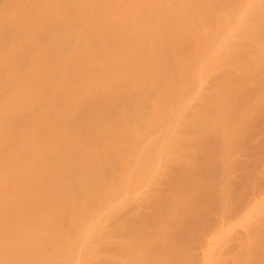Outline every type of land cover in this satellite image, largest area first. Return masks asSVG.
<instances>
[{"label":"bare ground","instance_id":"1","mask_svg":"<svg viewBox=\"0 0 264 264\" xmlns=\"http://www.w3.org/2000/svg\"><path fill=\"white\" fill-rule=\"evenodd\" d=\"M247 1L0 0V264H51L49 258L57 254L52 247L70 244L79 228L70 221L85 213L77 203L65 201L79 186L76 178L92 165L101 169L94 170L100 172L95 180H105L123 164L114 162V155L128 143L151 136L156 139L151 137V154L161 163L150 165L149 173L165 168L164 175L144 183L152 199L130 215L113 213L112 219L103 216L102 223L90 222L88 227L101 225L104 231L105 221L111 226L120 217L115 227L128 234L135 244L132 250L142 257L139 263L120 264H192L190 245L197 232L220 219L222 210L228 215L231 205L243 201V189L261 161L242 164L244 174L226 181L214 170L228 165L226 154L238 143L250 157L264 158V109L258 117L253 113L262 102L255 95L264 92V5L263 0ZM232 6L237 14L233 12L231 21ZM241 31H249L244 33L253 41L242 44ZM190 46L195 47L189 54ZM196 63L200 72L187 76L188 67ZM180 81L185 94L178 96L174 90ZM190 91H196V98L184 106ZM160 92L166 94L159 98L164 107L146 114ZM202 92L210 94L204 97ZM244 109L248 116L231 118L233 111L240 115ZM251 117L261 132L258 146L250 139L256 128L249 132ZM158 121L162 129L154 127ZM141 124L150 129L131 134L130 128ZM123 135L129 139L120 145ZM224 144L233 145L222 155ZM130 168L125 164L123 170ZM126 180L135 183L132 177ZM222 182L220 191L227 188V194L220 197L219 190L209 188ZM62 201L66 204L60 209ZM109 209L98 210L107 216ZM250 215L244 217L249 225ZM257 217L261 223L248 225L251 230L233 239L235 247L232 240V247L227 246L238 253L232 255L234 250L227 248L232 254L226 258L221 244L227 236L217 240L221 247L213 243L223 253L220 264H264V217ZM82 238L86 245L88 237ZM213 249L205 252L218 250ZM148 250L154 251L151 261L144 257Z\"/></svg>","mask_w":264,"mask_h":264},{"label":"rangeland","instance_id":"2","mask_svg":"<svg viewBox=\"0 0 264 264\" xmlns=\"http://www.w3.org/2000/svg\"><path fill=\"white\" fill-rule=\"evenodd\" d=\"M263 1L260 2V4L262 6L264 5L263 4L264 3ZM247 2H245V4ZM238 3H239L238 4L239 6L240 5L242 6V4L244 3V0H243V3H241V4H240V2H238ZM262 6H260V7H262ZM231 8L232 9L230 11L233 10L232 13L235 12L237 14L236 8H234L233 6ZM237 10L239 12V9L238 8H237ZM261 11L263 12V10H261ZM235 13H233V15L230 17L231 21L234 20V18L236 16V15H234ZM257 16H255L254 18H257ZM250 20H251V17H250ZM249 21H248V25H249L248 27H250V29L252 27V29H253L252 20L250 21V23H249ZM248 27L246 29H248L250 31V29ZM223 29L226 32V28L224 27ZM252 29H251V31H252ZM251 31L249 32L250 34L247 31H244V32L246 34H249V36H250V35H252L251 34ZM241 33H242V31H241ZM245 33L243 35H245ZM242 34H241V38H240V40H242V37L244 39L243 42H242V44L245 43V42L248 43L247 41H253L250 38L251 36L250 37L248 35L243 36ZM237 36H235V37L237 38ZM239 37H240V34H239ZM240 40H238V41H240ZM236 42H237V39H236ZM231 43H232V41H231ZM194 47L195 46L187 47L186 48V51L189 53L192 50V48H194ZM203 48H204V46L202 45V46H199V47L194 48L193 51L194 50H201ZM196 64H197V67L194 66V65H192V64L188 67V69H187V76H191V75L193 76L194 74H197V73L200 72L199 71V63H196ZM208 77H209V75H208ZM183 82L180 81L178 83L179 86L177 88L179 90H177V89L174 90L178 94H176L175 92L171 91V92H173L172 95L174 94V96H176V95L180 96L179 94H182V95L185 94V93H183V91L185 89V86H184V84H180V83H183ZM188 82H190V80ZM182 85H183V87H182ZM203 87H204L203 91L204 90L207 91V88L205 89V87H208V85L207 86L203 85ZM208 92H209V90H208ZM204 93L202 92V95H204ZM210 93H212V92L210 91ZM210 93H207V94H210ZM163 94H164V92H160L159 95L161 96ZM207 94L205 93V95H207ZM258 94H256L254 98L257 97L256 100L257 99H259V100L262 99L261 100L262 102L260 103V108H258V109L254 108V111L256 110V112L253 111V113L254 114L256 113L255 114L256 116L257 115H261V111L260 110H263L264 109V105H263L264 104V101H263V99H264V97H263L264 96L263 95L264 92L261 91ZM165 95H163L161 97L158 96L157 98H155V100L153 101V103L148 106V108L146 109V112L145 113L146 114H150V115L153 114V113L155 114V113H157V110L159 108H161V107L163 108L164 107V104L162 102L163 100H161V99L165 98L166 97ZM205 95H204V97H205ZM188 96H187V98H188L187 101L184 102V104H183L184 106H188L189 103H191L196 98V91H190L188 93ZM159 98H161V99H159ZM158 99L161 101L160 102L161 104L159 103V100ZM259 100H257V102ZM165 109H167V107ZM195 111H197V109H193V112H195ZM242 111H245V113L243 114ZM242 111H241V114L240 115L238 114L240 112H237V111L234 112L233 111V114L231 115V118H237V119L240 118L241 119L244 116H248L249 113L251 112L250 110H248V111H250L248 113V112H246L245 109L242 110ZM236 112H237V114H235ZM256 116H253V118L254 119H257L258 116L257 117ZM162 117H163L162 118V121L163 120L166 121L165 115H163ZM253 118L251 117V121L250 122H247V126H248V129H249V132L252 131L256 127L255 128V131H252V133H250V136L251 135L253 136V137L251 136L252 138L250 137V139H251V141L254 140L255 143H257V145L255 143H253V144H255V146H258V145H260L262 143V141H260L258 143L259 139L261 138V135H260L261 132L259 133V131L257 130L258 127L257 126H254V124H253ZM165 121H164V123H165ZM230 121L228 122V124L231 123ZM214 122H212V123H214ZM216 122H218V121H216ZM159 123H160V121H158L154 125V127L157 128V129H162L163 128L162 127L163 126V122H161L160 124ZM209 124H210V122H209ZM218 124L219 123H217L216 125H218ZM228 124H226V126ZM145 126H144V124H141V125H137L135 127H131L130 128L131 134L133 132H135V131L139 132V134L140 133L141 134H144L145 128H147V126L146 127ZM218 126H220V124ZM221 126H222V124H221ZM227 127H229V126H227ZM227 127H226V129H227ZM149 129L147 128L146 130L148 131ZM224 130H225V128H224ZM225 131H227V130H225ZM151 134H153V133H151ZM151 137H149V138L146 137L144 140H134L132 143H130V144L128 143L127 147L124 150H122L121 152H119L118 155H114L111 159L114 162H116L118 165H119L120 162H123V164L121 165L119 171H118V168L116 170L110 171L108 173L107 178H105V180H102V181H96L95 180V177H96L95 175L100 174V172L94 171V170H96V169L97 170H101V169L100 168L98 169L97 167L92 166V165H88L87 166V170L88 171L82 177L76 178V180H80L79 181V186L76 189L73 190L71 197L66 198L65 201H71L74 204L77 203L78 207L82 208L85 213H84V215L82 217H80V216H74V218L70 221L71 226L78 225V227H79L76 232L74 231L71 234L70 244H66L65 246L60 245V244H56V245H54L52 247L53 250L57 251V254H56V256L49 258V261H50L51 264H83L82 261L80 262V257H83L84 264H114L115 262H116V264L117 263L120 264V262H124V261L133 262V261H136L137 260L138 263L141 261V259H142L141 255H137L132 250V249H134L135 244L133 242L129 241V238L125 236V234H126L125 231H124V233H122L123 231L122 230H119V226H118V229L116 228L117 227V223L116 222L120 221V217H118L119 220L117 219L115 221V223H113L114 225L110 222L111 223V226H109V224H107L108 221H105V222H107L106 223L107 227H105L106 230H104V231L101 229V225H100L99 228L92 230V229H90L88 227V224L90 222H95V223L96 222H99V223H102L101 221L103 219V216H104V218H108V220L109 219H112L111 216H113V213H117L120 216H126L128 214L130 215L131 214V211L134 209V207L139 206L140 204H143V205L146 206L148 204V201L150 199H152V196L149 193V191L144 188V183H148L150 180H152V179H154L156 177H161V175H164L165 168H164V171H163L164 173L162 171L157 172V173L156 172L149 173V170L152 168L153 164H160L161 163V160H159L156 157L153 158V156L151 154V150L154 147V144H152L154 141L151 140L153 137L152 138ZM257 137H259V138L257 139ZM120 138H121V141H122L120 145H122V143H124L126 140L129 139V137L126 136V135H123ZM154 140L156 142V139H154ZM239 144L240 143H238V144L235 145V148L233 149L234 151L231 154H230L231 150H230V152L228 154H226V155H228L226 158H228L230 156V158H228V160L226 162V164L228 163V165H225L224 164L222 168H220L218 170H214V174H218V176L221 177V178H223V176H224L223 179L226 181V178L227 177H231V175L235 176V175H238V174L239 175L244 174L243 170L241 169L242 168V166H241L242 164L244 165L246 163L247 164L250 163V162L252 163V160L258 159V160L261 161V165L258 166V168H256L254 170V174L256 175L255 176L256 178L254 177V179L257 180V181H255L254 179H252V181L249 182V184H248V187L249 188L247 187V190H244L243 189V195H244V196H242L243 197V201L242 200L239 201L240 202V203H238L239 205L237 203H235L236 205L234 204V206L231 205L230 207L232 208V212L230 214L223 216L224 215L222 213L223 210L222 211L220 210L221 211V214H219V216H220L219 218L220 219H218V217H217V219L214 218V219L210 220V223L208 224L207 227H204L203 228V231L202 232H200V231L197 232V233H199V235L196 234L195 238L196 239L198 238V240H196L194 238L193 243H192L193 245H190V248L192 247L191 250H193L196 253V254L193 253L192 256L189 259V262H192V264H202V263L203 264H205V263L208 264V262L210 263V261L212 263H214V264H216L215 262H219L217 264H220L221 259L223 260V258L220 257L222 251L220 253L219 250H221V249H218V248L215 247V249L216 250L218 249L217 251H219V252H217V251L213 252L214 255L215 254H219L217 256V257H220V258H218V260H216L217 257L215 259L214 258H211V256L213 257V254L211 253L212 251L210 249H213L214 246L218 245L217 243L221 242L219 240L222 239L223 235H224V237L227 236L225 238V240H228V241L230 240V241L229 242L228 241H225L224 243L226 245H223L224 243L221 244L223 247H221L220 245H218V246H220L221 248L224 249L225 252L224 251L223 252L226 253V255L225 254L224 255L227 258V257H230V255L232 254L230 252H233L232 250H234V247H235V244H234L235 243V240H233V239H237L240 236V234H243L245 231L247 232V230L248 231L251 230L250 227H248L249 229L247 228V226L249 224H246L245 223L244 217L249 216L250 213L253 214V215L255 214L254 215V218H253V215L252 216L250 215L253 224L261 223L262 222V221H259V220L262 219V217H260L259 220H258V217L257 216H263L264 217V215H263L264 214V208H263L264 207V203H263L264 202V183H263L264 182V179H263L264 178V173H263L264 172V170H263V168H264V158L261 157V155H258L256 157H250V154L243 148V143H241V145H239ZM224 145H226V144H224ZM232 145L233 144H231V145L228 144V145H226V147L224 146L225 147L224 149H223V146L218 145V146H221L222 155ZM236 149H237V151H236ZM215 150L219 152V149H218L217 145L215 146ZM246 156H247L248 159L246 158ZM125 164L128 165V166H130L131 168L128 169V170H126V171H124L123 170V167H124ZM150 165H152V166L149 167ZM235 166L238 168V170H237V168ZM134 167H135V169H134ZM240 169H241V171H240ZM129 177H132V180L135 182L134 184H130L126 180ZM216 184H218V183H216ZM217 186L216 185L215 186H211L209 189H212L213 191H218V190L219 191L220 190L223 191V189H222V187L224 186L223 185V182H222L221 185H217ZM224 190H225V188H224ZM226 190H227V188H226ZM226 190H225V192H221V191L219 192L218 191L220 194L218 192H216V194L219 195L220 197H222L223 195L225 196V194H222V193H226L227 194V191ZM240 193H241V191H240ZM238 196H239V192H238ZM65 201H62L61 202L60 209H63L64 208V205L66 204ZM106 206L107 207L108 206L112 207L111 210L109 209L110 212L107 210L109 212V214L108 213L106 214L107 216L100 214V212L98 210L101 207H106ZM105 209H107V208H105ZM260 209H262L263 211L261 212ZM225 210H231V209L226 208ZM259 212L261 213V215L259 214ZM232 213H234V214L232 215ZM257 214H259V215H257ZM117 216H115V218ZM214 216L216 217V215H214ZM255 218H256V220H255ZM214 220H215V223H214ZM238 220H241V221L238 222ZM247 220H249V219H247ZM247 220H246V222H250V221H247ZM110 221H112V220H110ZM243 221H244V223H243ZM199 222H201V221H199ZM252 223L250 225L253 228V224ZM224 225H229V226H227V228H226V226L224 227ZM233 225H235V226H233ZM239 225H240V227H239ZM221 227H224L223 229H226V230L223 231V229ZM236 227H238V228H236ZM116 229L119 230V231H117ZM157 229H155L156 232H157ZM218 229H221V230L219 232H217ZM236 230L239 231V233ZM227 231H229V233ZM220 232H222V233H220ZM231 232L233 233L232 236L234 235L233 236L234 238L231 236ZM235 232H237V233H235ZM218 233L221 234V235L220 236L219 235H216ZM126 235H128V234H126ZM83 236H85V237L87 236L88 239H89L88 242H87V244L85 243L86 245H84L82 243V241H83V238L82 237ZM198 236L200 237V239H199ZM220 237H221V239H219ZM228 237H230V238H228ZM155 242L156 241H153V243H155ZM226 242H228V243H226ZM231 242L233 243V246H234L232 250L227 247L228 245H229V247H232ZM121 243H122V245H120ZM213 243H215L216 245H214ZM115 244H117V246H118V244H119V246H121L120 249H119V246H118V251L116 250L117 247H116ZM212 245H213V247H211ZM196 246H197V248H196ZM224 246H226L225 247L226 249L224 248ZM227 248L230 249L231 251L229 250L230 251L229 252L227 250ZM207 249L211 251V252L209 251V254L210 255L207 254V252H208ZM215 249H213V251ZM206 250H207V252H205ZM150 251H152L154 253L153 250H148L147 253L150 252ZM235 251L237 252V250L235 249L232 255H234L236 253ZM78 253H80V254L78 255ZM153 253L151 254V252H150L149 254H151V255L145 254V256H144V254H142V256L145 257V260L148 257L150 259V256L151 257L154 256ZM156 253H155V256H156ZM205 253L207 254L206 255L207 257L208 256L210 257V259H211L210 261L208 260L209 258L206 259V257H204ZM222 255H223V253H222ZM203 259H204V261H203ZM205 259L208 262H206ZM150 261H151V259H150Z\"/></svg>","mask_w":264,"mask_h":264}]
</instances>
